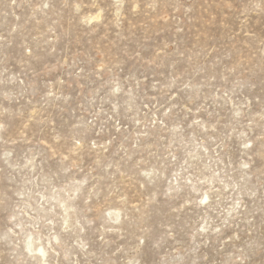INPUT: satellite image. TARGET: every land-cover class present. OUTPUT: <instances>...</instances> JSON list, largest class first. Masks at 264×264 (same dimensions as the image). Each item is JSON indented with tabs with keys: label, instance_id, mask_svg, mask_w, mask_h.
<instances>
[{
	"label": "rangeland",
	"instance_id": "rangeland-1",
	"mask_svg": "<svg viewBox=\"0 0 264 264\" xmlns=\"http://www.w3.org/2000/svg\"><path fill=\"white\" fill-rule=\"evenodd\" d=\"M0 264H264V0H0Z\"/></svg>",
	"mask_w": 264,
	"mask_h": 264
}]
</instances>
